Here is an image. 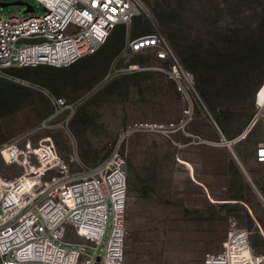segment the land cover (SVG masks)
<instances>
[{
  "label": "rangeland",
  "instance_id": "rangeland-1",
  "mask_svg": "<svg viewBox=\"0 0 264 264\" xmlns=\"http://www.w3.org/2000/svg\"><path fill=\"white\" fill-rule=\"evenodd\" d=\"M15 1L43 10L35 0H0ZM139 1L144 9L131 24L116 28L88 59L10 72L28 84L0 78V145L20 138L33 162L46 146L65 159L75 149L81 163L72 171L96 166L119 146L129 179L119 264H204L207 254L222 249L234 221L249 230L253 251L264 255L259 124L241 138L264 85V0ZM0 12L25 13L15 4H0ZM156 28L188 77L176 80L171 62L150 50L126 54L129 39ZM131 66L164 70H125ZM51 95L78 101V108L68 126L40 129L52 110ZM21 171L0 152V173Z\"/></svg>",
  "mask_w": 264,
  "mask_h": 264
},
{
  "label": "built area",
  "instance_id": "built-area-1",
  "mask_svg": "<svg viewBox=\"0 0 264 264\" xmlns=\"http://www.w3.org/2000/svg\"><path fill=\"white\" fill-rule=\"evenodd\" d=\"M35 1L42 6V12L36 13L37 6L33 4L32 10L24 5V14L0 12V78L28 84L11 75L10 70L40 65L69 67L95 54L115 28L131 24L143 8L139 0ZM149 50L157 60L170 61L169 73L181 80L185 72L159 28L129 39L126 54ZM152 68L164 70L159 66H131L125 70ZM261 90L256 96L257 111L246 129L250 131L259 124L261 137L255 146V157L264 163ZM50 100L52 110L39 128L56 130L68 126L78 101L56 95H51ZM240 136L229 142L240 140ZM199 140L204 142L200 137ZM19 142L16 137L0 145L7 162L22 167L14 177L0 173V264H119L127 238L126 154L114 146L96 166L72 171V165L81 163L75 149L65 159L55 157L46 146L33 162L30 152ZM35 179H41L40 185L28 186ZM210 262L264 264V255L253 251L249 230L234 221L222 249L207 254L204 264Z\"/></svg>",
  "mask_w": 264,
  "mask_h": 264
},
{
  "label": "trees",
  "instance_id": "trees-1",
  "mask_svg": "<svg viewBox=\"0 0 264 264\" xmlns=\"http://www.w3.org/2000/svg\"><path fill=\"white\" fill-rule=\"evenodd\" d=\"M118 27H119V26H118ZM118 27H117V28H118ZM115 29H116V28H115ZM115 29H114V30H115ZM99 50H100V49H99ZM99 50H98V51H99ZM98 51H97V52H98ZM97 52H96V53H97ZM96 53H95V54H96ZM93 55H94V54H93ZM90 56H92V55H90ZM88 57H89V56H87V57L81 59V60H80L79 62H77V63H80V62L84 61L85 59H88ZM77 63H75V64H73V65H71V66H74V65H76ZM40 66H44V65H40ZM40 66H38V67H40ZM46 66H48V65H46ZM71 66H69V67H71ZM34 68H36V67L14 68V69H11L10 71H11V72H13V71H14V72H15V71L17 72V71H18L20 74H23V73H28V72L32 71V69H34ZM63 68H65V67H63Z\"/></svg>",
  "mask_w": 264,
  "mask_h": 264
},
{
  "label": "water",
  "instance_id": "water-1",
  "mask_svg": "<svg viewBox=\"0 0 264 264\" xmlns=\"http://www.w3.org/2000/svg\"><path fill=\"white\" fill-rule=\"evenodd\" d=\"M10 4H15V5H27L28 6V10H32V5L27 3V2H24V1H15V2H3L1 3L2 6H8ZM100 258H98L99 260Z\"/></svg>",
  "mask_w": 264,
  "mask_h": 264
},
{
  "label": "bare ground",
  "instance_id": "bare-ground-1",
  "mask_svg": "<svg viewBox=\"0 0 264 264\" xmlns=\"http://www.w3.org/2000/svg\"><path fill=\"white\" fill-rule=\"evenodd\" d=\"M248 133H249V129H247V130L245 131V133L243 134V136H242L241 138L245 137ZM241 138H240V139H241Z\"/></svg>",
  "mask_w": 264,
  "mask_h": 264
}]
</instances>
